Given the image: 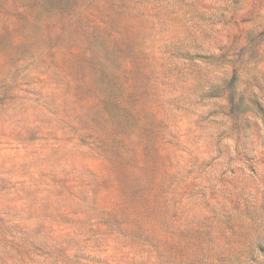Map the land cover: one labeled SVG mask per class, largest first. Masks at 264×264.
I'll return each instance as SVG.
<instances>
[{"label":"rangeland","instance_id":"rangeland-1","mask_svg":"<svg viewBox=\"0 0 264 264\" xmlns=\"http://www.w3.org/2000/svg\"><path fill=\"white\" fill-rule=\"evenodd\" d=\"M0 264H264V0H0Z\"/></svg>","mask_w":264,"mask_h":264}]
</instances>
